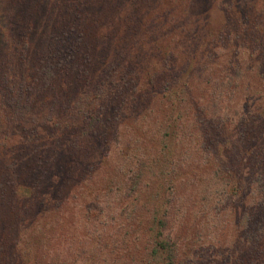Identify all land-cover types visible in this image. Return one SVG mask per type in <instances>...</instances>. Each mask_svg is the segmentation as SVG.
I'll list each match as a JSON object with an SVG mask.
<instances>
[{
  "label": "trees",
  "instance_id": "obj_1",
  "mask_svg": "<svg viewBox=\"0 0 264 264\" xmlns=\"http://www.w3.org/2000/svg\"><path fill=\"white\" fill-rule=\"evenodd\" d=\"M34 1L52 26L34 63L38 24L0 36V157L23 150L0 197L31 218L0 264H65L41 216L75 204L66 246L96 264H264V0Z\"/></svg>",
  "mask_w": 264,
  "mask_h": 264
},
{
  "label": "rangeland",
  "instance_id": "obj_2",
  "mask_svg": "<svg viewBox=\"0 0 264 264\" xmlns=\"http://www.w3.org/2000/svg\"><path fill=\"white\" fill-rule=\"evenodd\" d=\"M85 1H88V0H85ZM27 2L28 0H24V2H22L21 4L15 5L14 3L13 5L12 0H3V1L0 0V36H2L5 33L6 31L5 23H8V22L14 25H18L17 22H19L20 23L19 25H21L24 21L26 22L28 21V19H31L32 25L38 24L37 26L39 28H36L33 30V32L30 34L29 41H28V47L32 45L30 53L28 55V59H27V62L29 64L28 66H30L32 62L34 63L33 56L35 55L36 52H33V51L39 49V46L41 47L45 46L44 38H47V35L49 34L48 31H51L49 28L52 26L48 24H45L42 26L41 24L42 20L39 18L38 16L39 14L37 15V13L35 12H34L35 16H33L34 13L32 14V16H30V14L28 15V12L30 13L31 11V5L29 6ZM36 2L37 0L33 2V5ZM12 5L14 7L13 11L11 14L7 15L5 10ZM19 7H21L22 10L20 9L19 11ZM24 9H27V11H25ZM94 15H96V12L94 13ZM101 15L105 17L103 12H101ZM84 23L87 24L88 27L91 26V24L95 26V30H94L95 33L100 34V32H97V29H100L102 23L98 19H94L92 21L88 19V20H85ZM16 29L17 27H15V30ZM13 30H14V27H13ZM14 33H15L14 40H17L18 38L17 36H20L21 34L17 31H15ZM0 52L2 53L1 49H0ZM2 88L6 90V87H4V83L1 84V80H0V95L3 94L1 91ZM47 95H45L43 99L47 100L48 99ZM63 98L66 99L67 95L63 94ZM46 113H49V111H47ZM6 114H10V112L8 110H2V112H0V141L3 135L5 136L15 131L13 130L14 126L10 125L9 127H7V125L5 124L6 121L4 120V118L6 117ZM19 121L23 123L17 124V132H23V133L32 132V131L35 132L34 130L35 124L32 121L28 120L27 116L25 117L23 115V118ZM38 131H40L39 128H37V132ZM6 138H7L6 144L8 145L4 148V151L9 150L10 148L14 147L15 141L17 139L15 136H12V135L7 136ZM9 144H11L12 147H10ZM29 144H36V141H31ZM1 148L2 147H0V149ZM22 151L23 150L18 151V148H17V150H15L14 153H11V154L7 153V156H5L6 158L0 157V181H4V179L10 178V176H13L14 178L20 177V179L23 178L21 176L23 174L18 175L16 172L8 168L6 164L8 161L7 158L9 157H15L17 159H20ZM27 160H28V165L31 166L33 164L32 159L27 158ZM32 173H35V172L32 171ZM6 174L8 176H5ZM1 187H2V184L0 185V190L2 191ZM28 192H29L28 188L23 187L21 185L16 190V193L22 196L25 194L28 195ZM13 199H14L13 202H10L9 198L7 201L6 199H2L0 197V257H2L6 252V249L8 247L9 236L13 237L12 236L13 234H25L26 233L25 227L31 224V222L29 221L31 218L25 220L22 216V213H24L26 208L20 205V203L17 201V198H13ZM3 203L10 204V209L6 213H4V209L6 206L2 205ZM71 207H72V211L74 212V214L70 210ZM31 213L36 214L32 209H27V214L30 215ZM41 217L43 219V223L45 224V227L48 230L53 229L52 233H50V238H46L43 236V242L41 243V246H39L42 254L45 255L47 261L50 258L57 259V255L60 252V254L58 255V259L59 261H63L65 264H96L92 260L86 257V253H85L86 245L83 244L81 248H78V246H76L75 244L71 246V249H69V246H66L68 242H65V240L67 239V237L71 235L72 233L71 231H73L70 223L73 225V227L74 225H76V227L79 226L80 229L85 228L83 227L81 223H78L80 219L79 218L80 211H78L76 204L67 206L64 211H61L59 219H58V212L57 211L54 212L50 208H44V214ZM22 222H24V224L21 227H16L19 223H22ZM1 225L3 229L1 228ZM41 227L44 228V226L42 225ZM44 239H45V242H44ZM212 243L213 242H211V244ZM9 245L12 246V243H9ZM202 246L205 247L204 245ZM61 247L67 248L68 251L62 250Z\"/></svg>",
  "mask_w": 264,
  "mask_h": 264
}]
</instances>
